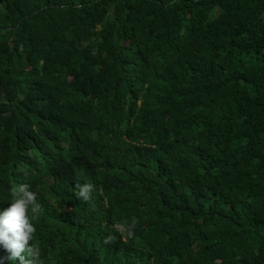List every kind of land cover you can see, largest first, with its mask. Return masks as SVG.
Instances as JSON below:
<instances>
[{"label":"trees","instance_id":"trees-1","mask_svg":"<svg viewBox=\"0 0 264 264\" xmlns=\"http://www.w3.org/2000/svg\"><path fill=\"white\" fill-rule=\"evenodd\" d=\"M19 184L39 264H264V0H0Z\"/></svg>","mask_w":264,"mask_h":264},{"label":"clouds","instance_id":"clouds-1","mask_svg":"<svg viewBox=\"0 0 264 264\" xmlns=\"http://www.w3.org/2000/svg\"><path fill=\"white\" fill-rule=\"evenodd\" d=\"M79 189L78 197L84 201L90 200L92 184L77 185ZM13 202L10 206L0 211V247L7 253L0 257V264L5 261H19V264H39V249L30 243L33 240V234L36 229L29 219V209L33 215L41 210V205L37 202V194L29 190L27 184H19L12 189ZM115 229L121 233L127 232L131 237V229L135 227V220L132 225L127 226L126 222L117 223ZM109 236L105 243L112 241Z\"/></svg>","mask_w":264,"mask_h":264}]
</instances>
